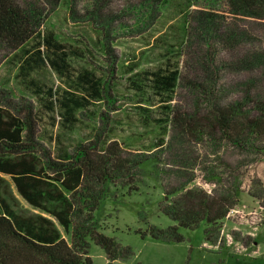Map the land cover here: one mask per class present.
Here are the masks:
<instances>
[{"label":"trees","instance_id":"16d2710c","mask_svg":"<svg viewBox=\"0 0 264 264\" xmlns=\"http://www.w3.org/2000/svg\"><path fill=\"white\" fill-rule=\"evenodd\" d=\"M51 1L72 10L73 0ZM153 2L157 6L149 1L139 7L140 16L145 11L143 16L147 18H139L138 23L152 18L154 6L171 16L179 14L171 17L167 27L174 32L179 48L174 55L175 48L164 34L154 39L167 47L163 62L142 69L133 63L125 68V75H129L125 90L137 105V121L150 128L157 140L150 151L164 147L170 127L191 141L218 137L243 150L254 147L255 142L264 143V90L259 89L264 87V42L248 38L247 32L234 24L225 25L227 13L236 21L264 24V0ZM27 7L24 9L16 0H0V46L12 50L11 61L21 91L36 101V105L10 106L11 102L0 100V264H93L89 240L104 250L107 264H114L132 253L101 232L95 212L107 199L111 186L136 191L138 170L150 158L128 157L123 147L126 143L115 138L113 126L93 127V135L81 139L72 151L59 148L54 152L42 144L39 130L45 119L53 127L59 119L63 128L73 131L79 114L89 112L96 118L97 105L116 103L114 94L121 72L118 62L109 59L103 71L91 66L86 62V55L91 54L87 41L80 42L81 46L63 41L51 29L50 16L42 15L37 0ZM224 10L226 14L221 15ZM105 21H94L97 37L94 42L88 39L104 56L111 57L112 40ZM191 38L203 47L196 61L202 68L231 70L241 76V95L224 103L212 98L213 90L204 89L200 82L194 84L201 95L212 98L209 100L213 104L193 114L174 105L182 83H187L179 62ZM220 48L225 56L217 62ZM46 69L64 78L69 89L56 91L36 80L34 75ZM130 141L127 145L132 146L134 140ZM57 144L60 146V141ZM13 189L38 213L21 210ZM239 193L212 195L201 189L164 188L166 197L159 209L175 225L167 229L149 226L143 235L182 243L180 229L196 230L205 222L206 241L220 245L223 221L235 223L231 213L239 204ZM249 196L261 199L255 193Z\"/></svg>","mask_w":264,"mask_h":264},{"label":"rangeland","instance_id":"374dc122","mask_svg":"<svg viewBox=\"0 0 264 264\" xmlns=\"http://www.w3.org/2000/svg\"><path fill=\"white\" fill-rule=\"evenodd\" d=\"M16 1L24 9L33 2ZM37 1L42 15L50 16L51 29L59 38L77 45L88 42L91 51L90 55H86L88 64L103 71L105 63L115 59L121 71L114 94L116 103L103 102L97 105L96 118L89 112L79 114V123L73 131L63 128L59 119L54 127L45 119L39 130L42 144L52 152L59 148L72 151L81 139L93 135V127L103 129L113 126L115 138L126 143L123 147L128 157L137 160L150 158L138 170L134 183L136 191L119 189L120 185L111 186L107 199L95 212L101 232L114 238L123 248L128 247L132 253L130 257L114 264H264V143L255 142L254 147L243 150L218 137H202L191 141L170 127L164 147L150 151L157 140L150 134V128L138 123L137 105L132 94L125 90L129 76L125 75L127 66L135 63L142 69L158 66L164 61L167 47L162 43L156 44L154 39L167 34L168 44L175 48L172 53L178 55L179 43L174 42V32L167 31L171 17L175 18L177 13L171 16L170 13L160 12L156 2H153L156 0H73L72 10L51 0ZM149 1L156 5L155 14L144 22L147 17L143 15L146 12L143 11L140 16L138 10ZM97 3L98 7H95ZM197 8H192V12ZM225 14V10L221 12V15ZM97 18L106 19V28L112 40L111 57L104 56L97 49L98 46L95 48L90 43V39L94 42L97 37L94 24ZM139 18L144 19L140 24ZM225 18V25L234 24L240 27L241 32H247L248 38L264 42L263 23L243 19L236 21L229 13ZM192 27L195 24H191ZM199 42L189 39L188 49L186 46L179 62L187 83H182L174 105L190 114L208 110L213 104L209 99L216 98L224 103L241 95V76L231 70L204 69L196 62L203 48ZM217 52L215 59L219 62L221 55L225 56V50L220 48ZM12 54V50L5 45L0 46V100L11 102L8 103L10 106L21 103L36 105L31 96L23 95L21 91L16 79V68L11 61ZM172 60L178 61L176 58ZM34 77L56 91L69 89L68 82L50 69L38 72ZM197 82L203 84L204 89L213 90L215 97L201 95L194 86ZM259 89L263 92L264 87ZM8 105L6 108L10 110ZM102 115L108 120H104ZM130 140H134L132 146L127 145ZM163 187L166 190L182 187L201 189L212 195L237 190L240 192L239 204L231 213V220L236 224L229 220L223 221L220 245L206 241L205 230L208 227L205 222L196 230L180 229L179 233L184 238L182 243L163 242L143 235L149 226L167 229L175 225L159 209L166 197ZM13 192L21 210L38 213L14 189ZM250 193H255L261 199L251 198ZM89 244V256L93 264H107L104 250L90 240Z\"/></svg>","mask_w":264,"mask_h":264}]
</instances>
